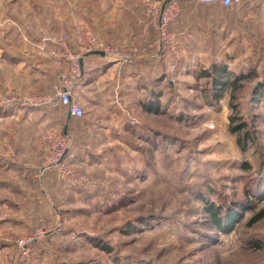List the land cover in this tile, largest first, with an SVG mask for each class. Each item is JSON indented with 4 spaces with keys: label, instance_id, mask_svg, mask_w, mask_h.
Masks as SVG:
<instances>
[{
    "label": "rangeland",
    "instance_id": "rangeland-1",
    "mask_svg": "<svg viewBox=\"0 0 264 264\" xmlns=\"http://www.w3.org/2000/svg\"><path fill=\"white\" fill-rule=\"evenodd\" d=\"M167 1L0 0L1 150L7 144L14 155L27 141L12 123L25 120L31 108L18 109L11 97L34 94L33 59L39 56L46 61L43 67H54L49 92L60 82L55 69L66 64L69 71L65 61L39 55L41 37L67 34L73 53L91 39L140 51L145 32L157 40L147 11H161ZM177 5L179 15L170 32L175 35L176 21L188 23L196 31L197 47L209 51L194 67L180 65L169 50L149 51L165 59L151 69L147 83L151 94L145 104L157 112H145L139 100L127 106L114 95L101 98L95 107L90 91L76 86L87 100L83 118L73 119L74 129L66 133L65 159L95 190L68 186L77 197L72 217L60 230L45 220L49 234L60 231L69 237L70 264H264V218L250 223L264 209L259 199L264 192V92L256 89L264 84V67L256 78L241 80L236 90L216 95L200 74L213 63L224 64L223 22L232 18L237 38L239 7L223 11L192 0H177ZM185 7L222 11H194L186 18L180 11ZM230 68L240 74L238 65ZM110 87L100 81L90 89L99 94ZM41 140L46 155L43 135ZM250 205L254 208L246 212ZM231 214L237 222L226 233L214 216L225 227ZM18 237L0 211V240ZM9 248L6 257L0 252V264L31 257Z\"/></svg>",
    "mask_w": 264,
    "mask_h": 264
},
{
    "label": "crops",
    "instance_id": "crops-1",
    "mask_svg": "<svg viewBox=\"0 0 264 264\" xmlns=\"http://www.w3.org/2000/svg\"><path fill=\"white\" fill-rule=\"evenodd\" d=\"M233 7L225 8L226 10L223 11H234ZM238 7L237 38L231 31V24L234 26L232 18L229 17V20L223 22L224 42L227 43L223 46L222 62L230 71H234L230 68L234 65L241 67L239 73H243L246 68L251 69L246 74L253 73V77L256 78L264 67V0H245ZM180 11H183L181 14H186L188 18L193 16L194 11L222 10L185 7ZM174 33L180 65L194 67L198 60L207 57L206 53L209 50L197 47L198 40L193 26L188 23L178 24L176 21ZM129 52L136 56L133 64H121L114 59H106L98 55H92L86 59L88 65L82 70V86L83 90L90 91V100L95 107L99 105L101 98H113L114 95L116 100H121L127 106L131 105L132 100H139L144 111L148 112L144 105L145 98L151 94V88L147 84L153 73L151 69L165 64V59L164 56L154 52L147 54L131 50ZM42 61L46 62L39 56L37 60L32 61L35 63L31 73V82L36 84L34 88H31L34 94L49 93L51 76L54 74V67H43ZM63 66L62 70L55 69L58 80H61L68 72L65 69L66 64ZM100 81L104 85L109 82L111 89H103L99 94L93 88L90 89L91 84ZM86 100L87 98L80 97L82 105L86 103ZM15 111L13 110V113ZM27 114L25 120L12 123L16 130L25 132L27 141L24 142L23 147L16 150L17 154L14 153V155H10L6 149L7 144L3 143L2 150L0 148V211L4 213L5 221L15 228L19 236L31 234L40 219L46 220L53 229L60 230L61 226L67 222V218L72 217L70 207L77 198L75 193L69 191L68 186L65 187L59 182L55 171L42 170L45 145L41 136L46 132L66 136L68 131L74 129L73 119L66 108L65 110H56L54 107L31 108ZM63 115L64 119L61 117ZM7 125L10 126L11 123H6ZM1 126L4 125L0 123V128ZM80 159V161L84 160L81 157ZM68 242L69 237L66 234L60 231L53 232L34 244L29 260L17 256V263L70 264ZM12 245L15 247L13 242L1 239L0 252L5 257L8 256L7 251H10L9 247H13Z\"/></svg>",
    "mask_w": 264,
    "mask_h": 264
},
{
    "label": "built area",
    "instance_id": "built-area-1",
    "mask_svg": "<svg viewBox=\"0 0 264 264\" xmlns=\"http://www.w3.org/2000/svg\"><path fill=\"white\" fill-rule=\"evenodd\" d=\"M198 4L220 6L229 8L239 6L245 0H195ZM147 11V16L151 19V28L157 35V40L152 41L149 32H145L142 48L139 52L147 54L149 51H170L177 56L178 45L175 35L170 32L171 23L179 15L177 0H169L164 3L161 11ZM20 31H22L20 29ZM40 50L39 55L43 59H61L69 66V71L52 90L43 95L31 94L27 96L14 95L11 97L13 102L19 107H65L72 119H81L84 116V107L80 102V96L76 93V86L82 85V70L88 65L86 56L93 51L105 53L106 59H114L121 64H133L136 56L131 54L124 47H115L91 39L84 45L81 51L73 53L69 47V36L63 34L59 37L50 35L43 36L37 43ZM43 139L48 145L42 170H53L57 173L59 181L67 186L93 191V183H89L86 176L82 173L73 171L72 167L66 162V152L68 149L67 136L56 135L53 132L43 134ZM50 233L45 220L40 219L33 232L29 235L20 236L12 242L21 256L27 257L31 254L35 243L46 238Z\"/></svg>",
    "mask_w": 264,
    "mask_h": 264
},
{
    "label": "trees",
    "instance_id": "trees-1",
    "mask_svg": "<svg viewBox=\"0 0 264 264\" xmlns=\"http://www.w3.org/2000/svg\"><path fill=\"white\" fill-rule=\"evenodd\" d=\"M200 75L202 78H207L209 80L211 88L215 91L216 95H220L225 89L230 88V87L232 89L236 90L239 87L238 84L241 80L253 77V73H248L246 75H242L241 73L237 74L234 71H230L227 65H224L220 62L214 63L211 66V68L208 70H203ZM256 89L258 90V93L264 92V84L262 86L257 85ZM149 105L148 104L144 105L146 110H148L149 112H153V111L157 112L158 109H152V107H150ZM239 142L241 143L240 140H239ZM259 199L261 201L264 200V192L260 193ZM253 208H254L253 205H250V207H248L246 212L251 211ZM214 217H215V220H216L219 228H221L226 233L232 230V228H233L234 224L237 222V218H238L237 215L231 214L228 217L227 226L223 227L222 222L219 219H217L216 215ZM262 218H264V209H261L260 211H258L250 219V223L251 224L255 223L256 221H258ZM103 249L105 250L106 248L103 247Z\"/></svg>",
    "mask_w": 264,
    "mask_h": 264
},
{
    "label": "water",
    "instance_id": "water-1",
    "mask_svg": "<svg viewBox=\"0 0 264 264\" xmlns=\"http://www.w3.org/2000/svg\"><path fill=\"white\" fill-rule=\"evenodd\" d=\"M92 55H98L101 57H105V53L101 52V51H93L91 53H88L86 56H92Z\"/></svg>",
    "mask_w": 264,
    "mask_h": 264
}]
</instances>
